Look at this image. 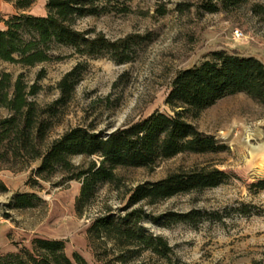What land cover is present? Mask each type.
Wrapping results in <instances>:
<instances>
[{"label":"rangeland","instance_id":"374dc122","mask_svg":"<svg viewBox=\"0 0 264 264\" xmlns=\"http://www.w3.org/2000/svg\"><path fill=\"white\" fill-rule=\"evenodd\" d=\"M219 0H111L108 12L77 22L78 29L101 31L112 40L130 38L126 55L119 62L113 55L80 57L57 47L52 59L32 67L0 61V72L25 74L41 89L35 100L45 106L60 95L57 85L78 63L82 78L64 116L49 140L67 129L86 125L96 130L117 128L156 110L172 114L166 104L172 79L182 69L197 64L213 50L224 47L264 59V0H246L237 7L208 12L206 3ZM47 0H37L28 10L46 15ZM17 13L14 5L0 0V17ZM3 27V22L0 21ZM243 31L234 37V29ZM0 114L6 110L0 109ZM200 130L215 135L228 145L224 151L204 154L184 152L161 160L154 167H122L120 188L102 184L98 197L85 215L76 211L81 183L59 172L41 181L36 207L7 209L6 203L18 191H32L26 184L30 170L15 172L0 164V180L8 192H0V255L31 248L36 237L64 239L69 256L82 254L91 264H105L95 256L87 229L106 205L114 209L126 201L128 190L145 181H157L169 173L195 166L217 167L230 175L227 183L145 205L154 217L197 211L193 222L166 224L145 221L150 232L165 237L172 247L168 257L148 250L127 264H264V189L253 183L264 179V106L246 93L219 100L195 120ZM76 163L89 159L75 156ZM34 166H37L35 162ZM244 205L251 209L243 213ZM122 264V263H117Z\"/></svg>","mask_w":264,"mask_h":264},{"label":"trees","instance_id":"16d2710c","mask_svg":"<svg viewBox=\"0 0 264 264\" xmlns=\"http://www.w3.org/2000/svg\"><path fill=\"white\" fill-rule=\"evenodd\" d=\"M17 9L8 18L0 17V61L32 67L52 59L57 47L71 50L70 55L96 58L112 54L119 62L129 60L128 40H112L101 31L81 30L77 22L111 10V0H47L46 15L28 12L37 0H7ZM246 0H219L206 3L208 12L237 7ZM85 65L78 63L58 82L59 97L45 106L34 96L40 85L30 83L23 72L14 76L0 72V164L19 172L30 170L26 181L32 191H18L6 203L7 209L36 207L43 198L38 194L41 181L59 172L68 180L81 183L76 198V211L85 215L97 199L100 186L123 184L118 169L122 167H154L159 161L184 152L204 154L224 151L228 145L215 135L200 130L195 120L202 111L222 98L246 93L264 106V59L239 50L219 47L201 62L176 73L166 98L172 114L160 110L117 128L96 130L86 125L67 129L49 140L60 124L65 107L80 82ZM75 156L88 161L76 163ZM37 163L35 167L34 164ZM230 175L217 167L180 168L157 181H145L130 188L125 203L117 209L106 205L87 229L95 256L105 264H127L144 251L168 257L172 247L168 240L149 231V218L166 224L193 222L197 211L150 215L145 205L227 183ZM264 189V179L253 183ZM0 180V192H8ZM250 213L248 205L241 209ZM0 264H91L82 254L69 256L66 240L36 237L31 248L0 255Z\"/></svg>","mask_w":264,"mask_h":264},{"label":"built area","instance_id":"2783aa9c","mask_svg":"<svg viewBox=\"0 0 264 264\" xmlns=\"http://www.w3.org/2000/svg\"><path fill=\"white\" fill-rule=\"evenodd\" d=\"M234 37L235 38H242L243 37V31H241L240 29L236 28L234 29Z\"/></svg>","mask_w":264,"mask_h":264}]
</instances>
